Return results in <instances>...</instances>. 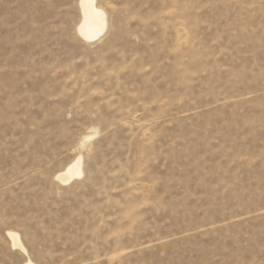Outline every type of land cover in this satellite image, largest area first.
Returning a JSON list of instances; mask_svg holds the SVG:
<instances>
[{
    "label": "rangeland",
    "instance_id": "1",
    "mask_svg": "<svg viewBox=\"0 0 264 264\" xmlns=\"http://www.w3.org/2000/svg\"><path fill=\"white\" fill-rule=\"evenodd\" d=\"M78 2L0 0V264H264V0Z\"/></svg>",
    "mask_w": 264,
    "mask_h": 264
},
{
    "label": "bare ground",
    "instance_id": "2",
    "mask_svg": "<svg viewBox=\"0 0 264 264\" xmlns=\"http://www.w3.org/2000/svg\"><path fill=\"white\" fill-rule=\"evenodd\" d=\"M78 3L81 17L77 26V33L86 42L95 41L104 34L107 21L106 12L97 5V0H79ZM82 175V159L81 156H78L56 174V179L63 184H67ZM7 235L14 248L26 253L18 233L8 231ZM24 264L35 263L28 259Z\"/></svg>",
    "mask_w": 264,
    "mask_h": 264
}]
</instances>
